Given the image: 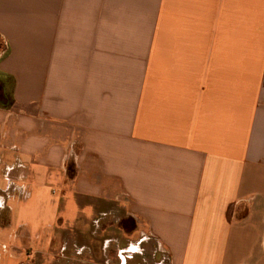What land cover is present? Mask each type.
<instances>
[{
  "label": "crops",
  "instance_id": "crops-1",
  "mask_svg": "<svg viewBox=\"0 0 264 264\" xmlns=\"http://www.w3.org/2000/svg\"><path fill=\"white\" fill-rule=\"evenodd\" d=\"M17 162L72 212L0 264H264V0H0L8 190Z\"/></svg>",
  "mask_w": 264,
  "mask_h": 264
},
{
  "label": "rangeland",
  "instance_id": "rangeland-1",
  "mask_svg": "<svg viewBox=\"0 0 264 264\" xmlns=\"http://www.w3.org/2000/svg\"><path fill=\"white\" fill-rule=\"evenodd\" d=\"M11 168L13 169H11V187L9 190L7 189V180L0 179V223L7 225L5 231L1 232L0 234V241L6 240L7 233L11 231L21 232L23 228H20L19 223L23 219L28 220L31 223L33 229L37 228L38 220L41 221L45 218L46 221H55L54 230L55 232L59 230L58 227H61V219L65 223L66 218L68 219V215L71 214L72 211L67 210L66 208H64V205L60 203L62 190H60V186L58 185V183H52V185L46 188L49 191V195L39 193L38 191L41 189L35 188L33 184L34 182L31 179V172H29V169H27V165L25 163H11ZM14 186H20L21 189H16L14 193L12 188ZM25 188L31 191L33 190L31 197H26L28 196L26 195V190L23 191ZM52 190L54 191L52 192ZM2 202L4 203V206L1 205ZM42 205H46L48 208H50L51 211L44 210ZM89 229L90 231L93 229L95 230V232L99 231L94 226H89ZM30 233L31 236L34 235L32 231H30ZM100 233L101 231H99V234ZM50 235H53V233L50 232ZM93 245H95L96 248V259L94 260L96 264H120L118 259L112 257L108 259L105 258L106 249L114 254V252L116 253L117 251V245L110 243V245L108 244V247H106L105 249L103 247L102 250L100 248L101 243L99 241L94 242ZM136 246L133 245L130 247V249L132 251L137 249V251L142 252V254L138 255L137 257L134 256L133 259L127 258V264H156L158 262L161 264H167V258L165 257V255H163L162 257V255L159 253L156 255L153 254V250L149 249L146 244H140V246ZM32 249V247L31 249L26 248V255L30 254ZM101 252L102 255L100 256ZM128 254L131 255L132 253Z\"/></svg>",
  "mask_w": 264,
  "mask_h": 264
}]
</instances>
